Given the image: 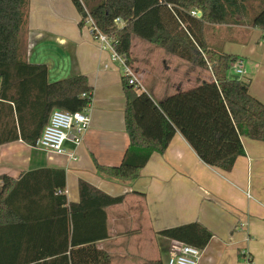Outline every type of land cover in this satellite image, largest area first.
Wrapping results in <instances>:
<instances>
[{
    "label": "trees",
    "instance_id": "obj_1",
    "mask_svg": "<svg viewBox=\"0 0 264 264\" xmlns=\"http://www.w3.org/2000/svg\"><path fill=\"white\" fill-rule=\"evenodd\" d=\"M80 16L111 38L113 49L130 64L132 37L162 48L178 59L207 71L211 80L168 94L161 100L123 81L124 125L128 146L117 165L94 161L95 171L111 179L133 180L153 152L163 153L178 131L205 164L229 171L244 155L241 136L264 141V103L249 93V82L229 74L239 57L207 45V25L248 26L264 31V0H71ZM259 6L250 13L248 4ZM29 0H0V145L21 140L34 146L53 109H88L92 87L84 75L48 79L44 64L30 62L25 43ZM196 11L200 15H191ZM120 22H116V19ZM42 184L43 193L21 187ZM77 202L67 203L63 169L37 168L15 180L0 174V237H15L16 225L59 224L62 244L44 249L29 245L20 264H110L109 254L96 247L108 237L105 208L119 204L85 180L78 181ZM61 191V192H58ZM47 201V217L21 215L18 203ZM39 218V219H38ZM34 221V222H32ZM16 224V225H15ZM161 236L202 249L211 232L198 222L161 229ZM11 252L17 242L9 241ZM22 245V244H21ZM22 247V246H21ZM33 253V255H32ZM32 255V256H30ZM0 259V264H18ZM8 261V262H7Z\"/></svg>",
    "mask_w": 264,
    "mask_h": 264
},
{
    "label": "crops",
    "instance_id": "obj_2",
    "mask_svg": "<svg viewBox=\"0 0 264 264\" xmlns=\"http://www.w3.org/2000/svg\"><path fill=\"white\" fill-rule=\"evenodd\" d=\"M79 20L71 0L29 1L28 49L24 52L30 62L47 67L50 81L72 75L86 77L92 98L89 126L81 142L74 145L70 134L64 152L59 154L21 140L1 144L0 174L17 180L32 169H63L67 203L78 201L81 179L109 195H123L119 204L105 208L108 237L95 244L109 254L110 264H166L180 243L157 232L189 222L200 223L212 234L200 249L198 264H264V141L241 136L244 155L237 157L231 170L222 171L202 162L177 131L163 153H151L133 180L111 179L95 171L94 161L107 166L119 164L128 146L123 74L111 51L102 48L88 25L79 27ZM242 33L240 42L230 40L222 51L239 57L241 68L237 69L245 72L249 93L264 103V31L247 26ZM132 45L131 39L129 65L143 81L153 76L155 66L144 56L139 61ZM148 46H140L146 55L154 50ZM160 57L164 65L169 62L175 67L176 76L174 86L164 87L163 79L148 84L146 92L156 100L212 79L208 72L202 75L203 69L186 61ZM244 61L246 71L242 69ZM42 186L21 188L37 191L41 187L38 193H43ZM21 202L16 207L18 212L32 218L47 217L53 210L42 198L30 205ZM35 222L32 227L15 224L12 239L0 237L1 245L17 242L12 252L2 248L0 259L18 263L28 260L29 245L41 244L49 250L62 244L58 223L45 227L39 225L40 220Z\"/></svg>",
    "mask_w": 264,
    "mask_h": 264
},
{
    "label": "built area",
    "instance_id": "obj_3",
    "mask_svg": "<svg viewBox=\"0 0 264 264\" xmlns=\"http://www.w3.org/2000/svg\"><path fill=\"white\" fill-rule=\"evenodd\" d=\"M191 15L199 16L200 14L196 11H191ZM87 22L93 37L100 42L102 48H108L111 51L113 60L120 63L125 83L135 87L139 91H143L140 79L130 65L127 64L125 57L113 49L111 38L108 37V39L105 34L98 31L90 17H88ZM116 22H120V20L117 18ZM241 72L240 69H236L235 74L239 75ZM89 120L88 109L82 111L53 109L33 147L56 154L63 153L64 142L70 137V134H72L71 140L74 145H78L81 142L82 134L89 126ZM200 254L199 248L180 243L177 253L169 256L166 264H198Z\"/></svg>",
    "mask_w": 264,
    "mask_h": 264
},
{
    "label": "rangeland",
    "instance_id": "obj_4",
    "mask_svg": "<svg viewBox=\"0 0 264 264\" xmlns=\"http://www.w3.org/2000/svg\"><path fill=\"white\" fill-rule=\"evenodd\" d=\"M31 1V0H29ZM98 0H88V2L90 4L96 2ZM259 6V4L257 3H250L248 4V10H250V13H252L253 10H255L257 7ZM247 27V26H245ZM243 27H238V26H226V25H215V24H209L206 26L205 31H204V35H205V40L208 46H210L211 48H215L217 50H223V48H225L223 46V44H226V42L233 40L234 42H240V36L243 35L242 33V29L245 28ZM27 35L28 32L26 33V40L25 43L23 44L22 42V47L21 49L23 51H27L28 49V40H27ZM244 36V35H243ZM108 38V37H107ZM109 39V38H108ZM258 42L261 44V39L257 38ZM263 40V39H262ZM132 52L134 54L135 57L138 58V60L140 61L141 58L143 59L146 57L147 60H151V63L154 64L155 68H154V72H153V76H146L145 79L143 81H140L141 83V89L144 91H148V84L151 83L152 81H154L155 83L161 82V79H163V86L164 87H168V86H174V83L172 82V79H174V77L176 76V72L175 67L171 66L170 63L168 62L166 65L163 64V57H160L161 55H166L167 57H171V59H176V57L174 58V56H172V54L165 52V50H163L162 48H158L157 46H154L140 38L137 37H132ZM141 44L144 45H149L151 47H153L154 50H152L150 53H148V55L145 54V52L142 50ZM148 46V47H149ZM158 49V50H157ZM159 51V52H158ZM161 52V54H160ZM164 60H166V57H164ZM245 64L242 65V69H245V65H246V61H244ZM241 68V64L240 62H235L232 63L229 69V74L232 75H236L237 77H239L240 80L245 81V72L241 73L239 75L235 74V71L237 68ZM244 67V68H243ZM201 69V68H199ZM246 71V69H245ZM123 73V70H122ZM207 71L205 72V70L202 72V75H207L206 74ZM161 84V83H159ZM162 85V84H161Z\"/></svg>",
    "mask_w": 264,
    "mask_h": 264
}]
</instances>
